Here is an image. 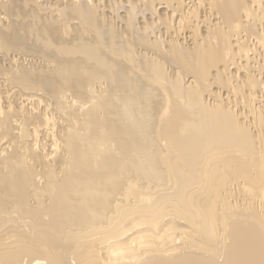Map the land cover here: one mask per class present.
Instances as JSON below:
<instances>
[{
    "label": "bare ground",
    "instance_id": "1",
    "mask_svg": "<svg viewBox=\"0 0 264 264\" xmlns=\"http://www.w3.org/2000/svg\"><path fill=\"white\" fill-rule=\"evenodd\" d=\"M0 264H264V0H0Z\"/></svg>",
    "mask_w": 264,
    "mask_h": 264
},
{
    "label": "rangeland",
    "instance_id": "2",
    "mask_svg": "<svg viewBox=\"0 0 264 264\" xmlns=\"http://www.w3.org/2000/svg\"><path fill=\"white\" fill-rule=\"evenodd\" d=\"M234 71V70H233Z\"/></svg>",
    "mask_w": 264,
    "mask_h": 264
}]
</instances>
